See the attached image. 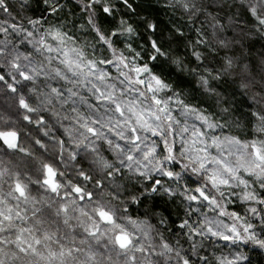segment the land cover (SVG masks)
<instances>
[{
    "label": "snow or ice",
    "instance_id": "snow-or-ice-1",
    "mask_svg": "<svg viewBox=\"0 0 264 264\" xmlns=\"http://www.w3.org/2000/svg\"><path fill=\"white\" fill-rule=\"evenodd\" d=\"M41 4L48 18L67 20L61 0ZM18 7L31 16L7 15L15 9L0 0V147L9 161L17 152L30 156L21 147L24 127L41 149L55 143L69 174L44 163L36 183L19 169L12 180L0 161V264L10 251L8 264H16L15 253L36 264H264V110L249 105L230 114L223 101L213 113L156 70L167 56L218 96L233 64H242L240 48L221 41L217 49L205 27L186 33L175 22L163 37L148 0L72 4L73 27L91 43L65 23L41 29L48 20L28 0ZM250 19L264 32V16L253 10ZM140 28L150 36L138 45L131 37ZM53 116L59 139L49 133ZM246 127L243 136L225 131ZM113 185L129 199L120 212L109 207L111 195L98 194ZM134 206L139 211L130 212Z\"/></svg>",
    "mask_w": 264,
    "mask_h": 264
},
{
    "label": "clouds",
    "instance_id": "clouds-1",
    "mask_svg": "<svg viewBox=\"0 0 264 264\" xmlns=\"http://www.w3.org/2000/svg\"><path fill=\"white\" fill-rule=\"evenodd\" d=\"M4 2L12 5L15 9L14 11H9L7 15L14 16L15 12L19 11L20 19H27L31 16L30 11H21L18 7L25 0H4ZM28 2L29 8L32 11L44 15L45 19L48 20V24L40 23L41 29H46L49 24L65 23L66 28L70 31H75L79 39H86L91 43L92 38L90 35H85L74 29L72 21L75 17L72 14L71 7H69V0H64L66 4L65 11L68 13L67 20L64 17L48 18L43 12L44 6L41 4V0H28ZM75 2H79V0H75ZM163 3H165V0H148V6L157 10L154 16L161 21V28L164 30L163 37L168 35L167 26L173 22L185 26L186 33H191L193 28L205 27L210 33L208 39L213 47L217 49L221 48V41L228 42L230 49L238 46L240 52L237 53V56L242 60V64L240 67H237L235 63L233 64V70L229 74V82L220 85L221 90L218 96L209 95L206 89L201 86L198 79H195L187 71H182L178 66L170 62L167 56L162 57L156 62V70L166 79L170 80L178 89L186 90L194 103L213 113L219 111L223 101L228 102L230 114L239 115L241 112L247 110L249 105L253 108L264 110V39H261L264 36V32L256 28L250 19L253 10L256 13V18L264 16V0H167L169 4L187 5V7H173L170 9L161 7ZM3 15L5 14L0 12V16ZM130 18L133 23H138V17L130 15ZM246 20L248 21L247 23H240ZM213 24L219 30L217 33H214L212 27H210ZM221 25L223 26L221 27ZM241 28L244 30L241 31ZM254 28L256 29L255 31H253ZM149 36V33L140 28L138 32H133L131 39L139 45L144 44L145 38ZM141 50L148 51L147 47ZM97 52L99 53L98 48ZM8 71L11 72L12 70L8 69ZM77 90L81 91L83 95H88L82 89ZM75 106L83 107L80 104ZM59 129L60 124L57 118L51 117V125L49 126L50 135L59 139ZM18 130L23 134L21 147L26 148L30 156L17 152L9 161L5 156L4 147H0V161L7 163L12 168V180H15V171L19 169L26 182L36 183L38 179H42L40 173L42 172V165L44 163H50L53 167H59L60 170L65 172V176H68L69 169L64 167V163H67V160L64 163L58 164L60 158L57 155V148L53 141H44L46 149H41L40 145L34 143L38 138L34 133H30L24 127H19ZM225 131H231L243 136L251 131V129L248 127L239 130L231 128L225 129ZM113 143H115V140ZM69 147L70 144L65 147V157H67ZM97 147L105 155L114 158L113 153L109 151L108 145L98 143ZM71 176L74 180L76 178L75 172H72ZM132 183H136L135 177H132L127 182L129 189ZM39 186L42 187V185ZM112 187L115 190L111 193L109 187H105L100 189V193L98 194H102L105 200H108L111 195L109 207L115 206V210L120 212L123 207L128 206L129 199L125 195V188L123 186L115 188L113 185ZM10 188L11 182L6 185L5 191H8ZM129 211L136 212L139 211V208L138 206H134ZM54 228L55 225H53ZM63 231L61 227V235H63ZM77 243H79V239ZM240 251L241 253L244 252L243 246H240ZM208 252L211 256V249ZM12 254L10 251L8 257L5 259V264H8V261L12 259ZM15 255L19 257L16 264H36V259L31 254L27 257L19 253H15Z\"/></svg>",
    "mask_w": 264,
    "mask_h": 264
},
{
    "label": "trees",
    "instance_id": "trees-1",
    "mask_svg": "<svg viewBox=\"0 0 264 264\" xmlns=\"http://www.w3.org/2000/svg\"><path fill=\"white\" fill-rule=\"evenodd\" d=\"M61 2L63 3L64 2V0H61ZM75 3V0H70V2H69V7H72V4H74ZM76 15L77 16H79L80 15V12H79V10H77V12H76Z\"/></svg>",
    "mask_w": 264,
    "mask_h": 264
}]
</instances>
